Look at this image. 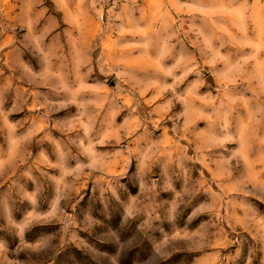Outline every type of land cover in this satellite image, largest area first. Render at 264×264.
<instances>
[{
  "label": "rangeland",
  "instance_id": "rangeland-1",
  "mask_svg": "<svg viewBox=\"0 0 264 264\" xmlns=\"http://www.w3.org/2000/svg\"><path fill=\"white\" fill-rule=\"evenodd\" d=\"M0 264H264V0H0Z\"/></svg>",
  "mask_w": 264,
  "mask_h": 264
}]
</instances>
